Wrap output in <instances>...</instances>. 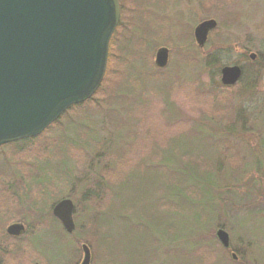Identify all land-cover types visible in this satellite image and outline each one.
Wrapping results in <instances>:
<instances>
[{
  "label": "rangeland",
  "instance_id": "rangeland-1",
  "mask_svg": "<svg viewBox=\"0 0 264 264\" xmlns=\"http://www.w3.org/2000/svg\"><path fill=\"white\" fill-rule=\"evenodd\" d=\"M120 3L125 7L124 13L134 22H139L141 16L145 20V14L155 18L157 28L154 26V29L157 30V36L154 39L158 44L153 52L155 66L157 49L162 46L170 49L168 65L162 68V72L154 70L157 73L155 76L160 77L156 79L166 82L169 94L163 98L153 94L151 101L155 109L151 113L145 110L135 113L123 110L124 125L132 123L130 118H142L141 113L154 116L153 122L156 124H153V128L155 126L162 131L165 128L164 132L167 133L157 138L158 142L162 143L167 137L173 136L162 145L163 157L170 168L181 167L182 174L180 172L178 176L185 174L188 184L178 185L175 181L166 193L178 194L183 208L180 214L167 217L165 224L172 225L170 227L175 229L173 233L169 234L165 224L163 229L160 227L162 236L156 245L160 256L156 259L151 252L154 244L147 235L140 240L135 239V229L132 226H122L119 221H111L107 215L108 226L104 233L115 234L117 240L109 244L111 256L108 259L110 262L106 264H113L111 261L114 264H122V261L126 264H172V254L164 253L169 241H176L190 248L207 240L221 248L216 236L220 227L228 231L231 246L236 249L238 257H232L231 250L225 254V263L221 261L218 264H264V70L259 72L253 84L242 87L241 78L237 87L218 95L216 98L219 99L212 100L208 92L218 85L216 82L211 83L212 67L204 63L207 54L216 50L224 51L221 66L250 65L251 53L264 55V0H120ZM229 12L235 13L237 20L229 17ZM209 18L216 19L221 25L209 36L206 46L201 48L195 41L194 29L198 23ZM139 68L141 64L137 71ZM158 68L160 69L157 66ZM220 78L221 76L219 84ZM174 82L177 84L171 93ZM157 83L164 86L163 81ZM130 101L132 100L128 97L125 103L129 104ZM120 106L121 104L104 103L102 111ZM98 117L100 124L91 128L88 137L83 133L79 134L80 130L76 125L64 118L60 128L56 124L34 142L24 143L22 146L26 148L22 153L15 154L11 147L0 153L2 264H76L77 261L80 264L83 259L82 243L88 244L91 249V264H101L96 239L88 235L86 242L87 232L81 228L64 236L52 215L54 198L64 192L70 195L62 198L69 197L75 203L76 225L77 222L86 223L90 213H98V210L103 209L104 205L101 207L99 203L94 206L82 196L85 182L102 180L96 173L100 167L98 161L102 160L96 156L97 148L91 143V138L114 141L116 144L118 141L135 143L131 135H126L125 130V136L112 130L108 117ZM174 121L182 124H170ZM146 129H149L147 125L144 129L138 127V131ZM58 135L67 143L75 142L71 150L73 157L66 146H61L55 150L58 156L55 160L44 161L41 158L45 154L37 147L44 144L42 146L51 148L50 153L51 145L54 146ZM211 139L218 141L222 150L234 146L242 161H236L233 166L223 159L216 161V158L226 155L212 146ZM47 141H50L49 145ZM138 146L140 151H147L145 144L140 146L138 142ZM153 147L152 144L151 150ZM31 148H36L37 154H31ZM189 152L195 158L191 155L187 157ZM148 156H144V159L151 160V156ZM6 157L12 161L5 160ZM105 160L112 161L111 158ZM88 161H93V169L80 180L82 174L79 173L89 165ZM37 167L42 170L44 177L54 179L49 185L50 196H45L46 190L39 194L37 190L41 192V189L32 184L31 178L36 175ZM61 174L66 175L65 178ZM139 181L140 177L136 175L134 183ZM144 181L146 188L159 186L163 182L157 175L147 177ZM189 181L195 189H188L191 185ZM68 183L74 184L69 191ZM132 194L131 190L127 191V195ZM159 196L152 187L147 200H154ZM118 201L122 205L120 199ZM39 220L43 222L38 223ZM16 221L25 222L28 226V232L19 239L6 235V228ZM157 229H153L155 234ZM69 249H75L76 255L81 250L80 259L77 260L73 253L69 254Z\"/></svg>",
  "mask_w": 264,
  "mask_h": 264
},
{
  "label": "trees",
  "instance_id": "trees-1",
  "mask_svg": "<svg viewBox=\"0 0 264 264\" xmlns=\"http://www.w3.org/2000/svg\"><path fill=\"white\" fill-rule=\"evenodd\" d=\"M123 7L124 6L121 4V21L111 39L108 68L101 87L90 99H87L82 103L72 105L62 115L60 120L53 123L49 127L51 129L56 124L59 126L61 124V120L65 118L68 119L69 123L76 125V127L80 130L79 134L83 133L85 137H88L90 135L89 131L91 128H95L100 124L101 120L98 116L101 115V118L105 116L104 119L108 117L112 130L117 133H122V136H125L123 133V130H125L127 132L126 135H131L135 141V143L131 142L129 144L128 142L122 143L121 141H118L116 144L114 141H106L105 139H90L89 137L91 143L97 148L96 156L102 160L98 161L100 163V167L96 170V173L100 176V178H102V180L96 182L88 180L85 182L86 184L83 188L82 196L84 199L91 201L94 206L99 203L101 207L104 205V210L101 208L97 211L98 213H90L86 223L80 224V222H77L76 229L78 230L81 228V230L87 232V236L85 238L86 242H88L89 236H93L96 239V245L99 253L98 259L101 264L110 262V260H108L111 256L109 244L117 240L115 238V234L104 233L105 228L108 226L106 221L107 215L111 221H119L122 226L126 224L132 226L135 229V239L140 240V238L147 235L149 237V241L154 244L153 249H151L152 257L154 259L158 258L160 253L157 251L158 247L156 245L160 242L162 236V230L160 227L163 229V225L166 223L169 215H178L180 214L181 208H183L181 206V197L178 194L176 195L173 192V194L169 195L166 193L171 184L175 181L178 185L187 186L188 184V179H185V174L183 176H178L180 172L182 174L181 167L170 168L167 161H165L162 154L164 146L162 145H165L164 143L168 139L171 140L173 136L171 138L167 137L165 141L162 142L163 144L158 142L159 140H157V138H161L164 134L167 135V133L164 132L166 131L165 128H163V131L158 127L155 128V126L153 128L154 116L144 115V113H141L140 117L142 118L138 117L136 120L130 118L132 119V123H127V126L124 125V120L122 119L123 110L127 112L131 111L130 113L145 110L151 113V111L155 109L151 101L153 94L163 98L164 95L169 94V91L166 87V82L162 79L157 80L160 77L155 76L157 73H154V70L162 72V68L157 69V66L153 64V52L158 46L155 40L157 36V30L154 29V26L156 25L155 18L145 14V17H147L145 20H143L144 16H139V22H134L130 20L129 15L124 13L125 7ZM229 15V17H234L237 20V15L235 13L229 12ZM220 25L221 24H219V26ZM219 26L211 32L210 36L218 30ZM155 28H157V26H155ZM222 52L224 51L216 50L210 52L204 59L206 66L212 67L210 71L211 83L216 82L218 85L213 91L208 92V96L210 95L212 100L219 99L216 98L218 95H221L240 84L238 83L233 86H226L222 83L219 84L220 67H222ZM257 56L258 57L255 60L250 59V65H243V76L241 79V82L243 83V86L241 85L242 87L253 84L257 79L259 72L264 70V55L262 53V55L258 54ZM140 64L141 68L137 71ZM157 81H163L164 86L163 84L157 83ZM176 84L177 82L173 83L171 93L175 89ZM132 96L134 97L133 99ZM128 97H130L132 101H130L129 104H126L125 102ZM104 103H109V105L121 104V106L120 108H107L106 111L103 112ZM157 120H159L158 117ZM170 124L180 125L182 123L174 121ZM146 125L149 128L148 130L138 131V127L141 126L144 129ZM48 129L46 131H48ZM46 131H44V133ZM42 134L40 136H42ZM178 134H176V137ZM40 136L5 144L0 147V153L5 151L8 147H11V149L13 148V152L15 154L22 153L26 148L22 146L24 143L30 141L34 142L39 139ZM101 137L103 136H100V138ZM138 142L140 146H144L145 144L147 146V151L145 149L140 151ZM211 142L214 148L216 147L218 150H222L219 147L218 141L211 139ZM46 143L49 145L50 141H47ZM152 144L154 147L151 150ZM155 144L157 146H155ZM42 145L44 144H40L37 149H39L41 153L45 154V156L41 158L44 161L55 160L58 157L55 150L61 146H66L73 157L71 150L74 148L75 142L71 141L67 143L59 135L54 146L53 144L51 145L52 151L50 153L49 150L51 148ZM31 149H33L30 152L31 154H37L36 148ZM222 151L226 156L223 155V158H216V161L223 159L232 166L236 161H242L239 158L237 149L234 146H228V148H224ZM190 155L192 158H195L191 152L187 154V157H190ZM144 156H151V160L144 159ZM107 158H111L112 161L105 160ZM6 159L9 161L11 160L8 157H6L5 160ZM202 161H204L203 158ZM92 162L93 161H88L89 165L85 167V170L80 173L78 172L79 174H82L80 175V180L87 175L88 171L93 169ZM136 175L140 177V181L134 183ZM152 175L159 176L160 180L163 182H161V185L159 186H150L146 188L144 186V180H146L147 177H152ZM61 176L62 178H65L66 175L61 174ZM116 177L117 179H115ZM118 178L120 179L118 180ZM31 179L32 184L34 186L36 185L38 189H41V192L40 190H37L39 194H42L43 190V193H45L46 190L47 193L45 196H50L51 193H48V190L49 185L54 180L52 177H44L42 170L37 167L36 175ZM189 183L191 185L188 186V189H195L192 182L189 181ZM68 185L70 186H68L69 191L72 189L74 184L68 183ZM34 186L32 188H34ZM152 187L157 193H159L160 196L156 197L154 200H147V195L150 194ZM121 190L122 196H120ZM128 190L133 192L131 196L127 195ZM69 195L70 193L67 195V192H64L62 195H59V197H55L53 202L55 203L60 198ZM128 197H131V199H128ZM118 199H120L122 205L118 204ZM110 206L113 207L111 208ZM54 219L59 223L64 236L67 237L68 233L62 227L60 222L56 218ZM39 221L40 222L38 223L43 222L41 220ZM165 225L169 234L175 231V229L171 228L172 225ZM154 228H158L156 234L153 232ZM79 241L81 240L79 239ZM169 242L170 243L167 245V248L164 249V253L166 252L167 254H172L174 257V262L172 264H218L221 263V261L225 263L223 260L226 257L225 254H228L229 251H231V249L224 248L221 243H219L221 245V248H219L216 244L214 245L213 243H209L207 240L190 248H186L176 241L172 242L171 240ZM144 244L146 245V242ZM72 253L74 256L76 255L75 249H69V254ZM76 256L77 260H79L81 257V250L80 254L78 251ZM143 261L144 260L142 259V262ZM111 262L114 264L113 261ZM122 264H126L125 261H122ZM158 264L165 263L162 262Z\"/></svg>",
  "mask_w": 264,
  "mask_h": 264
},
{
  "label": "water",
  "instance_id": "water-1",
  "mask_svg": "<svg viewBox=\"0 0 264 264\" xmlns=\"http://www.w3.org/2000/svg\"><path fill=\"white\" fill-rule=\"evenodd\" d=\"M120 21V0H0V147L39 136L72 105L98 91ZM217 27L214 18L196 25L199 47ZM169 59L168 47L157 49L158 67H166ZM242 73L240 64L224 65L221 82L234 85ZM52 212L68 233L74 232L71 198L56 202ZM24 231L22 223L7 228L14 236ZM216 236L224 247L231 246L226 229L218 228ZM82 250L80 264H91L89 245L83 243Z\"/></svg>",
  "mask_w": 264,
  "mask_h": 264
},
{
  "label": "flooded vegetation",
  "instance_id": "flooded-vegetation-1",
  "mask_svg": "<svg viewBox=\"0 0 264 264\" xmlns=\"http://www.w3.org/2000/svg\"><path fill=\"white\" fill-rule=\"evenodd\" d=\"M14 223H22V224H24V226H25V231H24V233L21 234V235H19V236L10 235V234L7 232V228H8V227H7V228H6V235L8 234V236L11 237V238L19 239V238H21L22 236H24V235L28 232V226H27V224H25V222H22V221H16V222H14ZM12 224H13V223H12ZM232 250H233V251L235 252V254H236V257L233 256V251H232V257L237 258V257H238V254H237L236 250L233 249V248H232ZM2 261H3V259H1V255H0V264H2Z\"/></svg>",
  "mask_w": 264,
  "mask_h": 264
}]
</instances>
